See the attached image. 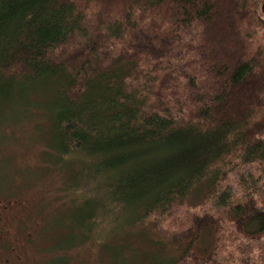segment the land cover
<instances>
[{"label":"trees","instance_id":"16d2710c","mask_svg":"<svg viewBox=\"0 0 264 264\" xmlns=\"http://www.w3.org/2000/svg\"><path fill=\"white\" fill-rule=\"evenodd\" d=\"M9 85L52 103L55 253L126 221L121 264H264V0H0Z\"/></svg>","mask_w":264,"mask_h":264},{"label":"rangeland","instance_id":"374dc122","mask_svg":"<svg viewBox=\"0 0 264 264\" xmlns=\"http://www.w3.org/2000/svg\"><path fill=\"white\" fill-rule=\"evenodd\" d=\"M18 92V86L0 87V202L10 206L5 214L6 227L14 238L12 245L17 247L13 253L11 246L5 244L2 254L4 261L0 264H48L58 255L64 257L54 259L49 264H121L131 251L130 248L123 250L121 247V243L128 244L132 240L129 231H121L127 228L126 221L124 225H113L112 232L109 226L96 227L92 231V239L56 253L52 248L57 230L48 226L57 211L65 205L64 198H60L58 192L66 186L69 171H48L45 168L43 154L47 152L46 144L50 136L47 115L52 111V103L28 89L30 96H27V106L26 100L21 99ZM41 99L48 100L43 102L47 111L40 107L36 111L35 103L43 101ZM111 181L108 179L107 184ZM89 185L90 190L86 188L85 194L97 193V183L91 181ZM149 226L138 229L143 238L146 237L144 241L147 246L166 259L180 254L170 242L153 232L154 224ZM97 239L107 241L100 244ZM63 244H66L65 239ZM135 248H145L144 242H137ZM121 251L124 256H121ZM144 256L139 258L140 263L135 264H145L147 258Z\"/></svg>","mask_w":264,"mask_h":264},{"label":"flooded vegetation","instance_id":"af4514ba","mask_svg":"<svg viewBox=\"0 0 264 264\" xmlns=\"http://www.w3.org/2000/svg\"><path fill=\"white\" fill-rule=\"evenodd\" d=\"M10 210L9 205H5L0 202V262H3L4 247L5 244L11 246L10 250L15 253L17 247L13 246L14 238L11 235V231L6 227V217L5 214Z\"/></svg>","mask_w":264,"mask_h":264}]
</instances>
